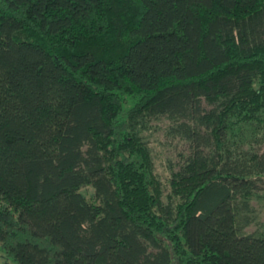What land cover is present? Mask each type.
<instances>
[{
	"label": "trees",
	"instance_id": "trees-1",
	"mask_svg": "<svg viewBox=\"0 0 264 264\" xmlns=\"http://www.w3.org/2000/svg\"><path fill=\"white\" fill-rule=\"evenodd\" d=\"M257 143L264 0H0L4 264H264Z\"/></svg>",
	"mask_w": 264,
	"mask_h": 264
},
{
	"label": "rangeland",
	"instance_id": "rangeland-1",
	"mask_svg": "<svg viewBox=\"0 0 264 264\" xmlns=\"http://www.w3.org/2000/svg\"><path fill=\"white\" fill-rule=\"evenodd\" d=\"M169 122L165 118L153 120L149 128L143 132L154 163V172L163 185L164 194L168 191V180L171 171L176 169L181 163L182 156L188 152V143L178 136L168 133ZM254 148L260 153H264V143L255 144ZM259 198L251 200L253 208V222L245 228V232L251 233L264 229V178L259 183ZM88 196L92 192L90 187L82 189ZM9 261L0 249V264Z\"/></svg>",
	"mask_w": 264,
	"mask_h": 264
}]
</instances>
